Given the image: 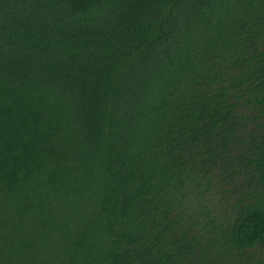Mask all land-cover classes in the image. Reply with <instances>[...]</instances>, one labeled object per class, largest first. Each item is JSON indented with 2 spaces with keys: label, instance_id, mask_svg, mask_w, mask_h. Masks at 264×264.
<instances>
[{
  "label": "trees",
  "instance_id": "trees-1",
  "mask_svg": "<svg viewBox=\"0 0 264 264\" xmlns=\"http://www.w3.org/2000/svg\"><path fill=\"white\" fill-rule=\"evenodd\" d=\"M0 264H264V0H0Z\"/></svg>",
  "mask_w": 264,
  "mask_h": 264
}]
</instances>
